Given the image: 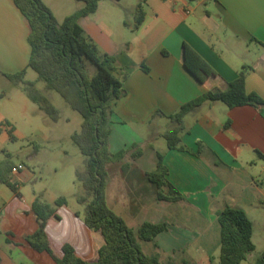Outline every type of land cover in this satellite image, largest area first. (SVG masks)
<instances>
[{
  "label": "crops",
  "instance_id": "1",
  "mask_svg": "<svg viewBox=\"0 0 264 264\" xmlns=\"http://www.w3.org/2000/svg\"><path fill=\"white\" fill-rule=\"evenodd\" d=\"M40 1L57 21L83 6L75 0ZM138 6L143 18L135 26ZM78 23L102 52L115 59L114 75L122 84L123 95L111 106L108 149L111 154H124L104 166L106 204L113 213L117 209L129 217L152 218L156 187L147 179L149 171L135 161L147 152L150 156L158 152L154 143L162 135L160 123L166 120L168 128L167 116L207 91L224 90L242 69L246 93L264 101V0H103ZM28 33L27 21L13 0H0L1 74L25 69ZM183 44L215 75L197 81L183 66ZM155 112L162 116H153ZM183 129L179 144L186 151L168 150L166 145L159 150L167 170L165 180L181 200L159 203L173 204L170 214L185 217L197 230L174 219L156 222L167 225L153 241L171 254L168 261L174 260L173 251L183 253L195 242L203 248L217 246L216 230L212 236L207 232L214 229L216 213L225 207L242 210L249 220V210L254 214L264 207V159L260 157L264 155V107L228 108L221 102H205L183 118ZM5 135L0 130V138ZM137 150L140 155L132 158ZM124 157L132 158L131 162L122 163ZM8 178L18 195L0 183L10 190L0 189V264H55L48 253L36 251L26 241L37 229L31 211L37 194L24 198L20 187L31 173L22 166L16 173L9 171ZM81 214L60 207L46 222L44 231L55 258H61L62 247L69 245L78 258L96 262L103 237L85 226Z\"/></svg>",
  "mask_w": 264,
  "mask_h": 264
},
{
  "label": "trees",
  "instance_id": "2",
  "mask_svg": "<svg viewBox=\"0 0 264 264\" xmlns=\"http://www.w3.org/2000/svg\"><path fill=\"white\" fill-rule=\"evenodd\" d=\"M82 8L57 22L40 0H13L14 5L26 19L29 33L27 43L30 48L25 69L7 78L21 86L24 96L52 120H57L56 109L37 92L33 83L24 80L26 69L34 71L44 83L45 90L56 92L69 108L82 119L80 132L71 139L84 158L83 170L75 173L83 195L77 199L83 206L80 215L85 226L99 231L104 244L98 250L94 263L78 258L69 245L62 247V257L55 258L49 249L45 235L46 222L55 217L60 207H67L64 198H57L52 204L35 197L31 211L37 219L36 231L26 237V241L36 251L48 253L55 264H159L156 257L142 253L139 242H152L166 231L165 223L142 222L135 230L128 228L123 220L115 215L105 201V164L122 158L123 152L111 154L108 149V136L112 116V102L123 95L121 80L114 75L116 61L102 52L83 32L79 19L94 13L103 0H75ZM118 1V0H112ZM143 18L140 6L137 7L135 26ZM182 63L185 69L200 83L215 73L185 44L182 45ZM245 70L239 71L237 78L222 91H207L202 96L181 105L167 116L168 128L161 135L168 150L186 151L179 144L183 132V118L194 112L205 102H221L228 108L239 106L264 107V101L254 93H246L244 86ZM153 116H162L155 112ZM8 137L13 139L12 129ZM140 151L132 154V158ZM155 165L146 173L147 179L156 187L157 202H178L180 195L166 182V168L162 155L155 152ZM264 159V155H260ZM0 183L18 195L15 185L7 177L11 165L1 163ZM79 216L78 213H75ZM219 227V257L217 264H240L254 250L251 241L252 224L245 213L236 208L225 207L216 213ZM209 262L213 263L212 257ZM181 264H186L182 262ZM254 264H264V253Z\"/></svg>",
  "mask_w": 264,
  "mask_h": 264
},
{
  "label": "rangeland",
  "instance_id": "3",
  "mask_svg": "<svg viewBox=\"0 0 264 264\" xmlns=\"http://www.w3.org/2000/svg\"><path fill=\"white\" fill-rule=\"evenodd\" d=\"M7 75L13 74L0 73V130L6 133L3 138H0V146L3 149V152L0 153V171L4 170L1 163L7 165L20 163L31 173L30 180L20 186L23 188L21 194L24 198L32 195L33 192H36L41 201L62 197L68 208L83 212V206L77 202V199L83 195V189L80 182L76 180L75 173L83 170L84 158L71 139L72 135L80 132L81 116L71 110L56 92L45 90L44 83L38 79L34 71L26 69L24 80L33 83L34 89L56 109L58 118L55 121L52 120L24 96L21 86L11 82ZM167 124L166 120L160 123L162 134L167 129ZM149 127H153V124ZM10 128L13 139L8 137L7 131ZM164 147L165 141L160 136L156 139L154 148L160 152L159 150ZM131 160L130 157H124L122 163H130ZM135 163H142L145 170L152 171L155 165L154 154L150 156L147 152L142 159L136 160ZM7 177H9V172H7ZM0 189L10 192L1 184ZM173 207V204L159 203L153 198L152 218L143 215L129 217L117 209L114 210V214L120 217L128 228H133L132 230H135L144 221L172 222V219L179 220L181 224L191 230H197L192 227L191 222L186 221L185 217L172 216L169 209ZM248 212L250 220L253 222L252 243L254 250L240 264H254L264 253V207L254 214L251 213L252 210ZM187 218L189 219V217ZM215 230L218 234L217 246L203 248L199 242H195L187 246L183 253L181 250L173 251L175 254L173 261H168L171 254L158 249L154 241L153 244L151 242H139V244L142 253L156 257L159 264H181L182 262L191 264V259L195 264H201L204 260L209 261L210 257L214 262L209 263L217 264L219 257L217 222H215L214 229L207 233L212 236Z\"/></svg>",
  "mask_w": 264,
  "mask_h": 264
},
{
  "label": "built area",
  "instance_id": "4",
  "mask_svg": "<svg viewBox=\"0 0 264 264\" xmlns=\"http://www.w3.org/2000/svg\"><path fill=\"white\" fill-rule=\"evenodd\" d=\"M21 169H22V166L17 165L16 167H13L10 172L13 174V173L20 171Z\"/></svg>",
  "mask_w": 264,
  "mask_h": 264
}]
</instances>
